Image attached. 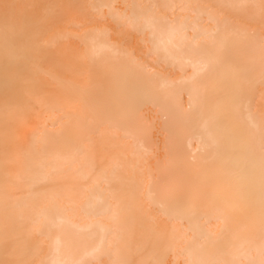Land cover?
Returning <instances> with one entry per match:
<instances>
[{
  "label": "bare ground",
  "instance_id": "1",
  "mask_svg": "<svg viewBox=\"0 0 264 264\" xmlns=\"http://www.w3.org/2000/svg\"><path fill=\"white\" fill-rule=\"evenodd\" d=\"M0 264H264V0H0Z\"/></svg>",
  "mask_w": 264,
  "mask_h": 264
}]
</instances>
